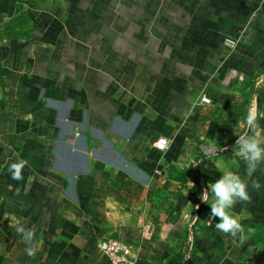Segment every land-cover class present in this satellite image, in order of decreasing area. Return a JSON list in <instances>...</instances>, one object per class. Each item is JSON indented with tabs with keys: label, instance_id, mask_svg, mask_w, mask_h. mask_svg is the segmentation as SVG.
Returning <instances> with one entry per match:
<instances>
[{
	"label": "crops",
	"instance_id": "1",
	"mask_svg": "<svg viewBox=\"0 0 264 264\" xmlns=\"http://www.w3.org/2000/svg\"><path fill=\"white\" fill-rule=\"evenodd\" d=\"M30 3L0 0V264H110L100 242L149 222L137 264H264V187L232 210L243 240L200 198L223 170L264 185L235 150L264 128V0Z\"/></svg>",
	"mask_w": 264,
	"mask_h": 264
},
{
	"label": "clouds",
	"instance_id": "2",
	"mask_svg": "<svg viewBox=\"0 0 264 264\" xmlns=\"http://www.w3.org/2000/svg\"><path fill=\"white\" fill-rule=\"evenodd\" d=\"M259 116L260 114L256 110H253L247 116L249 132L238 136L236 140V155L245 162L246 176L248 178L253 177L254 173L264 167V128L260 127L256 122ZM27 165L28 161L24 159H17L11 163L8 167L11 178L16 181H24L23 172ZM221 172L222 176L214 183H209L207 188L202 191L200 198L210 206L211 217L218 220L215 227L219 232L232 238L243 240L245 227L239 217L233 214L232 210L238 202H251L249 186L255 191H260L264 185H261L258 179H251L249 185L248 180L231 170H223ZM33 179L31 176L28 177L29 181ZM196 207L198 208L199 206L197 205ZM16 224L18 225L16 232L22 236V240L26 245V254L29 257H34L38 251L34 242L36 236L35 227L27 228L20 221H16Z\"/></svg>",
	"mask_w": 264,
	"mask_h": 264
},
{
	"label": "built area",
	"instance_id": "3",
	"mask_svg": "<svg viewBox=\"0 0 264 264\" xmlns=\"http://www.w3.org/2000/svg\"><path fill=\"white\" fill-rule=\"evenodd\" d=\"M225 44L234 47L237 41L231 38L226 39ZM200 100L204 103H211V98L202 95ZM169 139L160 137L155 145L160 150H166L169 146ZM155 226L152 222L147 223L142 229V240L139 243H131L121 238H109L100 242V248L110 261V264H137L139 253L142 249L141 245L145 240H149L155 233ZM189 256L186 257L188 259Z\"/></svg>",
	"mask_w": 264,
	"mask_h": 264
},
{
	"label": "trees",
	"instance_id": "4",
	"mask_svg": "<svg viewBox=\"0 0 264 264\" xmlns=\"http://www.w3.org/2000/svg\"><path fill=\"white\" fill-rule=\"evenodd\" d=\"M26 1H30L31 2L30 4L33 5V6H35V5L39 4L40 2H42L43 0H26ZM242 94L244 96L248 97V93L247 92H243ZM243 111H244V106H240V108H239V114H242ZM229 122H232V121H229Z\"/></svg>",
	"mask_w": 264,
	"mask_h": 264
}]
</instances>
